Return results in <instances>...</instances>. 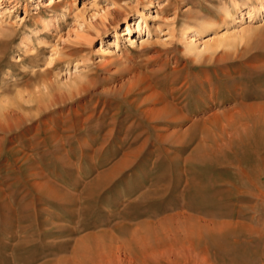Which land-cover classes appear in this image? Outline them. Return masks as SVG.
I'll return each instance as SVG.
<instances>
[{
  "label": "rangeland",
  "instance_id": "obj_1",
  "mask_svg": "<svg viewBox=\"0 0 264 264\" xmlns=\"http://www.w3.org/2000/svg\"><path fill=\"white\" fill-rule=\"evenodd\" d=\"M261 3L0 0V101L13 133L41 132L19 166L2 160L0 264H45L65 243L57 259L73 264H113L118 246L137 264H264V9L240 13ZM137 75L160 100L128 92ZM167 105L162 124L147 118ZM37 210L55 238L16 248L8 229L38 230Z\"/></svg>",
  "mask_w": 264,
  "mask_h": 264
},
{
  "label": "bare ground",
  "instance_id": "obj_2",
  "mask_svg": "<svg viewBox=\"0 0 264 264\" xmlns=\"http://www.w3.org/2000/svg\"><path fill=\"white\" fill-rule=\"evenodd\" d=\"M226 8V7H225ZM229 8V7H228ZM262 8L264 9V3L262 4L261 3V6L259 7V8H257V7H253V9H252V12H247V13H244V12H240L241 13V16H244V15H246V14H249L250 15V20H249V22H251L252 21V17H255L256 16V14L255 13H258L259 11H261L262 10ZM223 14L225 15L224 17L225 18H227V20H229L228 18H231V16L233 15V13L231 12V10H229V9H223ZM232 14V15H231ZM142 15V14H141ZM148 14H143V20H145V21H147L146 20V16H147ZM148 17V16H147ZM116 18V17H115ZM142 18V17H141ZM233 19V18H232ZM143 20H140L139 19V23H138V25H137V27H143ZM228 22V21H227ZM113 23H115V21H113ZM146 23V22H145ZM128 25V29L127 30H130L131 29V26L133 25V23H132V25L130 26L129 24H127ZM145 25V24H144ZM146 27H148V26H146ZM210 27H213V26H209V28ZM207 29V27H205V26H203L202 27V29ZM140 30V29H139ZM211 30V29H210ZM147 31H150L151 32V30H147ZM149 32V33H150ZM118 33V32H117ZM197 33H201V32H197ZM118 34H120V33H118ZM185 34V33H184ZM118 36V35H117ZM122 36V35H121ZM194 40V39H193ZM189 45V44H188ZM206 46L208 47V51H212V52H219V50L220 49H222V48H229L230 47V37H228V38H218L217 40H214L212 43L211 42H207V44H206ZM221 52V51H220ZM212 56V55H211ZM214 58V57H213ZM210 59V58H209ZM213 62V61H212ZM211 66V65H210ZM136 68V67H135ZM134 70V69H133ZM158 70V69H157ZM160 70H162V69H160ZM176 73V72H175ZM181 73V72H180ZM168 77V76H167ZM175 77H177V76H175ZM187 77H189L188 75H187ZM133 78H135V79H137V80H135V81H133L132 79ZM131 80L133 81L132 82V85H131V87H129V90H128V92L130 93V92H134L135 90H139V91H141L143 88H142V86L140 85V81H141V79L143 78V77H140V75H137V76H135V77H133ZM169 78V77H168ZM192 78V77H191ZM209 78L210 77H206V81H207V83H208V81H209ZM92 79V78H91ZM110 79V78H109ZM154 79V78H153ZM170 79V78H169ZM186 79V78H185ZM189 79V78H188ZM187 79V80H188ZM215 79V78H214ZM220 79V78H219ZM144 80H145V78H144ZM173 80V79H172ZM161 81H162V79H161ZM153 82V81H152ZM160 83V82H159ZM161 83H163V82H161ZM187 83V85H190V80H188V82H186ZM209 83H210V81H209ZM158 84V83H157ZM193 84V83H192ZM206 84V83H205ZM155 86H156V84H154ZM153 85V86H154ZM44 86V85H43ZM46 87H45V90H46V93L47 94H49L51 91V88H50V86L49 85H45ZM200 86V85H199ZM126 88V87H125ZM156 88V87H155ZM154 88V89H155ZM190 88V87H189ZM90 88H88V90H89ZM111 88H109V91H111L110 90ZM145 90H151V95L150 96H148V97H146V98H144V100H142L141 102V104H144L145 105V103H147V102H151L152 103V101H156V100H158L159 99V97H160V95H159V93L158 92H156V91H154V89H153V87L150 85V84H147L146 85V87L144 88ZM176 89V88H175ZM87 90V91H88ZM113 90V89H112ZM121 90V89H120ZM178 90V89H177ZM187 90H188V88H187ZM186 90V91H187ZM40 91V90H39ZM83 92H84V88H83V90H82ZM86 91V90H85ZM205 91V90H204ZM216 91V90H215ZM202 92V91H201ZM212 92V91H211ZM214 92V91H213ZM41 93V92H40ZM127 93V92H126ZM177 94V93H176ZM176 94H175V96H174V98H175V100H178V96L176 97ZM179 94H180V91H179ZM211 94V93H210ZM41 95H43V93H41L40 95H39V97L38 96H36V98H32L31 100H27L26 102H25V104L26 105H29V104H31L32 102H35L36 103V101L37 100H40L41 99ZM205 95V94H204ZM64 96V95H63ZM159 96V97H158ZM183 96V95H182ZM44 97V96H43ZM74 96H72V98H73ZM120 97V96H119ZM128 97V96H127ZM136 97V96H135ZM168 97V96H167ZM209 97V96H208ZM64 98V97H63ZM158 98V99H157ZM181 98H183V97H181ZM57 99V98H56ZM171 99V98H170ZM46 100V99H45ZM103 100V99H102ZM138 100V99H137ZM160 100V99H159ZM57 101V100H56ZM5 102H2V101H0V148H2V149H0V168L2 167V165L4 164L3 162H2V160H3V158H5V155L6 154H10V159H11V161H13V163H15V166H19L20 165V162H21V160L19 159V158H17V155L21 152V151H24V150H22L23 148H25L27 145H29L27 148H30V149H36V147H37V145L38 146H40L37 142H34V141H36L37 140V138L39 137V135L38 134H41V132H40V130L39 129H37L36 131H37V134L36 135H31V134H27L25 131V133H22L21 131L20 132H17V133H13V131H14V125L12 124V123H10L9 122V118L11 117L10 116V111L8 110L7 112H9V113H7L4 109L6 108V103L4 104ZM38 103V102H37ZM36 103V104H37ZM122 103V102H121ZM151 103H148V104H151ZM156 103V102H155ZM169 103V102H168ZM167 103V104H168ZM178 103V102H177ZM14 104V103H13ZM56 104V103H55ZM54 104V105H55ZM12 105V104H11ZM20 105H23V104H20ZM61 105V104H60ZM155 105V104H154ZM171 105V108H173L172 106V104H170ZM8 106V105H7ZM57 106V105H56ZM64 106V105H63ZM164 106V105H163ZM9 107H11V106H9ZM43 107V106H42ZM41 107V108H42ZM170 107V106H169ZM22 108V106L20 107V109ZM33 108V107H32ZM12 109V108H11ZM16 109V108H15ZM23 109V108H22ZM21 109V110H22ZM62 109V108H61ZM150 109V108H149ZM163 109H169L168 108V105L166 106V107H164V108H162L161 110H163ZM174 109V108H173ZM177 109V108H176ZM14 110V109H13ZM161 110H149V111H147V118H148V116H150L149 117V119H152L153 121H159L158 123H160V124H162L163 123V121H161V120H165L168 116L166 115L167 113L165 112V110H163V111H161ZM17 111V110H16ZM37 111H38V109H37ZM39 112V111H38ZM132 112V111H131ZM135 112V111H134ZM144 112V111H143ZM14 113V112H13ZM165 114V116H167L166 118L163 116V114ZM127 114V113H126ZM133 114V113H132ZM142 114V113H141ZM146 114V113H145ZM93 115V114H92ZM102 115V114H101ZM25 116V115H24ZM38 116V115H37ZM96 117H97V115H95ZM143 116H144V114H143ZM15 117V116H14ZM128 117V116H127ZM131 117V116H130ZM145 117V116H144ZM172 117V116H171ZM25 118V117H24ZM23 118V119H24ZM29 118H31V117H29ZM100 117H98V119H99ZM125 118V117H124ZM133 118V117H132ZM170 118V117H169ZM19 119V118H18ZM126 119V118H125ZM144 119V118H143ZM168 119V118H167ZM13 120V119H12ZM14 120H16V119H14ZM13 120V121H14ZM85 120V119H84ZM90 120H92V119H90ZM106 120V119H105ZM141 120V119H140ZM28 121V120H27ZM31 121H32V119H31ZM121 121V120H120ZM123 121V120H122ZM144 121V120H143ZM19 122V121H18ZM18 122H16V123H18ZM22 122V121H21ZM39 122V121H38ZM54 122V121H53ZM56 122V121H55ZM142 122V121H141ZM166 122V121H165ZM30 123V122H29ZM92 123V122H91ZM105 123V122H104ZM169 123V122H168ZM20 124V123H19ZM25 124V123H24ZM39 124V123H38ZM135 124V123H134ZM33 125V124H32ZM47 125V124H46ZM85 125V124H84ZM155 125H157V124H155ZM164 125V124H163ZM19 127H20V125H18ZM29 126V125H28ZM31 126V125H30ZM61 126V125H60ZM126 126V125H125ZM177 126V125H176ZM27 127V126H26ZM94 127V126H93ZM99 127V126H98ZM170 127V126H169ZM31 128V127H30ZM29 128V129H30ZM38 128H41V126L39 125V127ZM56 128V127H55ZM84 128H86V127H84ZM146 128V127H145ZM20 129V128H19ZM19 129H17V130H19ZM27 129V128H26ZM58 129V128H57ZM91 129V128H90ZM16 130V129H15ZM31 130H33V129H31ZM101 130V129H100ZM122 130V129H121ZM27 131H30V130H28L27 129ZM43 131V130H42ZM60 132H61V130H59ZM89 131H91V130H89ZM128 131V130H127ZM127 131L125 132L126 134H127ZM175 131V130H174ZM63 132V131H62ZM84 132V131H83ZM131 132H132V130H131ZM134 132V131H133ZM178 132V131H177ZM30 133V132H29ZM58 133V132H57ZM87 133H89V132H87ZM44 134V133H43ZM64 135V134H63ZM62 135V136H63ZM81 135V134H80ZM119 135V134H118ZM40 139H41V137H39ZM57 138V137H56ZM43 139V138H42ZM97 140V139H96ZM77 141V140H76ZM92 141H94V140H92ZM57 142V141H56ZM68 142V141H67ZM83 143H84V141H83ZM93 143V142H92ZM98 143V142H97ZM134 143V142H133ZM132 143V144H133ZM42 144H45V142L44 143H42V141H41V145ZM82 144V143H81ZM80 144V145H81ZM14 145V147L12 148L11 146H13ZM44 146V145H43ZM4 147H11V148H9V150L8 151H4L3 150V148ZM35 147V148H34ZM26 148V149H27ZM5 149V148H4ZM39 149V148H38ZM12 152H14V155H13V153ZM25 152V151H24ZM23 154V153H22ZM12 156H15V160H14V158L12 159ZM25 156V155H24ZM23 157V156H22ZM24 159V158H23ZM5 160V159H4ZM10 161V162H11ZM10 164H8V166H9ZM7 166V165H6ZM12 166V165H11ZM10 166V167H11ZM9 167V168H10ZM1 170V169H0ZM11 170V169H10ZM4 172V174H6L8 171L6 170V171H3ZM6 176V175H5ZM58 198V197H57ZM65 198V197H64ZM8 198L6 197V196H4V195H0V208H1V205L2 204H6L5 202H6V200H7ZM63 199V198H62ZM1 200L3 201V203L1 202ZM51 200V199H50ZM54 200V199H53ZM59 200H61V199H59ZM20 201V200H19ZM30 201V200H29ZM62 201V200H61ZM41 202V201H40ZM57 202V201H56ZM58 202H60V201H58ZM42 203H44V202H42ZM47 203V202H46ZM69 203V202H68ZM40 204V203H39ZM9 205V204H8ZM52 205V204H51ZM6 206V205H5ZM66 206V205H65ZM59 207H60V205H59ZM66 208V207H65ZM33 209V208H32ZM45 209V208H44ZM5 210H6V208H5ZM34 210V209H33ZM66 210V209H65ZM25 211V210H24ZM27 211V210H26ZM30 211V210H29ZM35 211V210H34ZM71 211V210H70ZM45 212V211H44ZM44 212H41L40 210H37V212H34L35 214H34V218L33 219H29L28 220V222H32V221H34V223H35V221H38L39 220V222H40V226H39V229L37 230V229H32V227L30 228L29 227V229H23V227L19 230V231H10L9 233H8V231L11 229V228H9V226H8V231H7V234H11L13 237H19L21 240H23V241H21V242H18V244H16L15 245V247L16 248H18V247H21V246H24V245H26V244H30V245H28V246H32L33 245V243L34 242H36V238H41V236H43L44 234L46 235V236H44L45 237V239H47V237H54V236H56L55 234H56V232H52L53 231V229H52V231H50L49 233L48 232H45V227H46V222H45V220L47 219V218H45L44 219V222L41 220V218H42V215H43V213ZM24 213H26V212H24ZM64 213V212H63ZM67 213V212H66ZM59 214V213H58ZM70 214V213H69ZM20 216V215H19ZM68 217V216H67ZM25 218V217H24ZM28 218V217H27ZM13 219V218H12ZM59 219V218H58ZM24 221V220H23ZM10 222V221H9ZM21 222V221H20ZM24 223H26V222H24ZM53 224H55V223H53ZM13 225V224H12ZM54 226H57V225H54ZM60 227V226H59ZM41 228V229H40ZM61 228V227H60ZM65 228V227H64ZM172 228V227H171ZM16 229V228H15ZM3 230H4V228H3ZM7 230V229H6ZM55 230V229H54ZM5 231V230H4ZM14 232H15V234H14ZM4 233V232H3ZM5 233H6V231H5ZM57 233L59 234V235H62V232H61V234H60V232H58L57 231ZM57 234V235H58ZM68 234V233H67ZM10 235V236H11ZM15 235V236H14ZM8 237V236H7ZM15 238H12V240L13 239H15ZM16 238V239H17ZM38 238V239H39ZM55 238V237H54ZM57 238V237H56ZM141 238V237H140ZM11 241V240H10ZM38 241V240H37ZM1 242V241H0ZM43 242V241H42ZM6 243V242H5ZM46 243V242H45ZM45 243H44V245H45ZM48 243V242H47ZM53 243V242H52ZM63 243V242H62ZM142 243V242H141ZM1 244V243H0ZM32 244V245H31ZM66 244V243H65ZM64 244V246H55L54 244V247H55V249L51 252V253H47L46 255H44L43 257H42V259L43 258H45V257H54V258H51L50 260H48L46 263L48 264H73L71 261H70V259L69 258H64V257H62V258H60V259H57V258H59L60 257V255L62 256V254H64V252H66V250H67V246ZM41 245V244H40ZM39 245V246H40ZM43 245V246H44ZM52 245V246H53ZM121 245V244H120ZM2 246V245H1ZM4 246V245H3ZM38 246V247H39ZM48 246H50V245H48ZM15 247H13V249L15 248ZM28 248V247H27ZM34 248V247H33ZM44 248V247H43ZM121 246H118L117 248H116V250L115 251H111L110 252V256H108V257H110V258H108V259H110L109 261H108V263H113V264H137L134 260H131V258H128L126 255H124V257L122 258L121 257V255H122V250H121ZM130 249V248H129ZM92 250V249H91ZM193 250V249H192ZM192 250H190L191 252H192ZM93 251H94V249H93ZM99 251V250H98ZM127 251V250H126ZM125 252V251H124ZM165 252V251H164ZM164 252H162L159 256V259H170V254H171V252L172 251H169V253H164ZM207 252V251H206ZM83 253V252H82ZM91 253V252H90ZM94 253V252H93ZM93 253H91V254H93ZM100 253V252H99ZM186 253V252H185ZM31 254V253H30ZM88 254V253H87ZM90 254V255H91ZM104 254V253H103ZM172 254L174 255V257L176 258V257H179L180 256V252L178 253V251L176 252V253H174V251L172 252ZM31 255H33V254H31ZM101 255H102V252H101ZM106 255H107V253H106ZM187 255V254H186ZM104 256V255H103ZM102 256V257H103ZM92 257V256H91ZM155 257H157V256H155ZM186 257V256H185ZM90 258V257H89ZM89 258H87V255H86V258L85 257H82L81 258V260H82V262H80L81 264H85V263H87V262H90L91 260H93V259H89ZM93 258V257H92ZM196 258V257H195ZM202 258V257H201ZM62 259V260H61ZM76 259H78V258H76ZM177 259V258H176ZM199 259V258H198ZM36 260V259H35ZM145 260H148V258L146 257L145 258ZM157 260V259H156ZM174 260V259H173ZM178 260V259H177ZM204 260H205V262H207L208 261V259L206 258V257H204ZM34 261V260H33ZM33 261H31V260H27L24 264H32L33 263ZM73 261V260H72ZM202 261V260H201ZM37 262V261H36ZM78 262H79V259H78ZM0 263H1V260H0ZM45 263V264H46ZM79 263V264H80ZM91 263V262H90ZM161 263V262H160ZM164 263V262H163ZM20 264V263H19Z\"/></svg>",
  "mask_w": 264,
  "mask_h": 264
}]
</instances>
